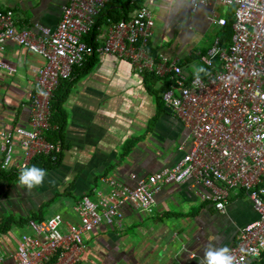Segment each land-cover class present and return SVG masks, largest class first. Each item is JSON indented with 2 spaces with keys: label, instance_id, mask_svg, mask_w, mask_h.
Masks as SVG:
<instances>
[{
  "label": "built area",
  "instance_id": "2783aa9c",
  "mask_svg": "<svg viewBox=\"0 0 264 264\" xmlns=\"http://www.w3.org/2000/svg\"><path fill=\"white\" fill-rule=\"evenodd\" d=\"M109 1L67 0L53 30L39 25L17 30L14 12L0 10V52L12 42L44 61L28 95V128L0 129V168L9 169L11 164H4L15 146L22 152L19 173L35 157L59 159L62 145L48 137L55 129L51 100L93 54L126 61L139 75L163 80L162 104L188 130L191 147L172 166L136 180L133 189L107 180V194L97 193L95 201L83 196L75 204V224L59 215L28 220L30 234L21 236L12 261L0 257V264H79L85 234L102 224L121 228L124 206L151 211L156 194L171 183L197 189L200 199L221 213L230 192L242 191L257 219L238 231L229 251L234 264L258 263L264 253V0H144L127 18L107 19L101 42L102 27L92 47L84 38ZM178 8L189 20L180 21L178 35L183 29L193 33L191 46L198 34H211L206 47L182 55L160 48L165 38L176 37L168 25ZM182 56H195L205 71L186 75ZM0 70L15 72L1 60Z\"/></svg>",
  "mask_w": 264,
  "mask_h": 264
},
{
  "label": "crops",
  "instance_id": "0c3cea01",
  "mask_svg": "<svg viewBox=\"0 0 264 264\" xmlns=\"http://www.w3.org/2000/svg\"><path fill=\"white\" fill-rule=\"evenodd\" d=\"M66 1L0 0V10L14 12L17 30L35 25L53 30ZM170 16L169 31L180 28L182 10L175 9ZM102 28L99 42L106 25ZM194 58H180L188 76L193 75L189 68ZM0 60L15 70L12 74L0 70V129L28 128V95L36 88L44 61L12 42L4 45ZM64 85L68 95L62 105L66 125L60 164L47 172L42 185L31 190L21 188L18 179L0 180V222L14 218L3 205L9 184L26 206L15 221L29 216L42 220L43 208L57 205L60 213L48 218L59 215L75 224V204L83 196L93 201L97 193L107 194V180L133 189L136 180L172 166L191 147L188 130L162 104L166 83L146 80L126 61L112 56L88 57ZM13 160L8 171L18 173L22 161L18 146ZM197 192L188 184L171 183L156 194L149 212L124 206L121 228L102 224L83 236L85 251L79 264H203L209 246L230 249L238 231L257 219L251 202L242 191L230 192L221 213L203 202ZM26 224H11L8 231L0 233V257L6 263L12 261L21 236L30 234Z\"/></svg>",
  "mask_w": 264,
  "mask_h": 264
},
{
  "label": "trees",
  "instance_id": "16d2710c",
  "mask_svg": "<svg viewBox=\"0 0 264 264\" xmlns=\"http://www.w3.org/2000/svg\"><path fill=\"white\" fill-rule=\"evenodd\" d=\"M144 0H110L105 7L102 9L100 14L95 18V24L90 32L85 38L84 42L89 44L92 47H95L96 41L95 38L98 35V29L106 25L107 19H111L112 21H119L122 18H127L129 13L134 9L141 6ZM95 54L90 56V58H94ZM87 61V60H86ZM86 63V62H85ZM146 80L153 81L158 80L153 75H145ZM67 81H63L60 83L58 89L53 94L50 109H51V124L55 128L53 131V135L49 140L51 142H60L62 145V152L64 147V139L63 132L66 125V116L64 110L62 108L63 103L65 102L68 92L65 88ZM63 89V92H60ZM163 92V91H162ZM62 155V153H61ZM56 162H53L51 159L47 157H35L32 159L29 167L36 166L44 169L46 172L55 169L60 164V157ZM20 173H16L13 171H8L0 168V180L12 181L15 179L19 180ZM41 220L37 216H29L27 218L19 219L15 221L12 217H6L0 222V233H5L10 229L11 224L21 225L22 223L27 222L28 220ZM254 264H264V253L261 256V259L258 263Z\"/></svg>",
  "mask_w": 264,
  "mask_h": 264
},
{
  "label": "rangeland",
  "instance_id": "374dc122",
  "mask_svg": "<svg viewBox=\"0 0 264 264\" xmlns=\"http://www.w3.org/2000/svg\"><path fill=\"white\" fill-rule=\"evenodd\" d=\"M173 32L174 35L176 36L174 39L165 38L164 41L160 42L159 46L160 48H164L163 51H191L193 49L206 47L207 43L210 42V39L212 40L211 34H204V35L198 34L197 39L195 41H192V45L189 46L190 45L189 42L192 40L193 33H188L186 29H183L180 32L181 35H178L179 29H176ZM191 62L192 63L189 68L190 72L194 76L199 75L201 73L199 69L202 67V65L199 63V61L196 58L192 59ZM7 186H9L8 187L9 192L7 194L8 200H6V203H3V205L5 207H9V211L12 213V216L16 220L23 215L22 209L25 208L26 206L24 205L25 203H23V199L19 197L18 193H17L18 196L12 193L11 190L13 186L10 184ZM57 212H58L57 205L51 206L50 209L44 207L43 217L44 219H46L50 217V215L55 214Z\"/></svg>",
  "mask_w": 264,
  "mask_h": 264
},
{
  "label": "clouds",
  "instance_id": "9594fccd",
  "mask_svg": "<svg viewBox=\"0 0 264 264\" xmlns=\"http://www.w3.org/2000/svg\"><path fill=\"white\" fill-rule=\"evenodd\" d=\"M204 72V68L199 69ZM10 164H14L12 151H9L8 158L5 161L4 167L8 168ZM47 172L36 166H25L19 175V186L31 190L43 184ZM203 264H234V257L231 255L227 247L216 249L212 246L205 251Z\"/></svg>",
  "mask_w": 264,
  "mask_h": 264
}]
</instances>
